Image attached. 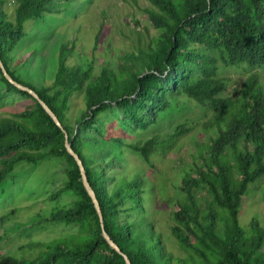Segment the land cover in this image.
<instances>
[{"label":"trees","instance_id":"obj_1","mask_svg":"<svg viewBox=\"0 0 264 264\" xmlns=\"http://www.w3.org/2000/svg\"><path fill=\"white\" fill-rule=\"evenodd\" d=\"M55 0H16L9 20L0 0V57L9 74L36 91L59 117L73 150L82 160L101 205L104 222L83 183L80 167L66 148V134L30 94L5 78L8 90L27 96L34 105L0 120V185L20 163L39 165L61 160L74 206L53 214L51 221L78 226L65 241L34 244L43 248L34 260L0 257V264H127L112 249L107 233L132 264H264V228L258 220L241 228L239 215L250 186L264 180V81L250 75L237 100L225 98L228 81L222 67H264V0H147L148 17L159 36L120 58L117 69L70 67L62 55L55 82L34 88L11 71V55L25 38L27 22L49 11ZM64 54V50L62 51ZM85 111L72 115L75 97ZM181 97L215 111L214 131L202 146L194 169L182 178L184 199L176 206L180 254L169 249L147 214L152 190L143 170L110 145L128 147L150 163L158 139L128 144L110 136L117 117L121 131L148 130ZM207 196L199 202V194Z\"/></svg>","mask_w":264,"mask_h":264},{"label":"rangeland","instance_id":"obj_2","mask_svg":"<svg viewBox=\"0 0 264 264\" xmlns=\"http://www.w3.org/2000/svg\"><path fill=\"white\" fill-rule=\"evenodd\" d=\"M5 1L3 12L14 20L16 0ZM48 8L39 18L26 23L25 38L11 55V71L34 88L55 82L62 55L70 67L92 66L97 72L104 66L117 69L120 58L145 49L159 36L148 17L151 4L147 0H55ZM255 73L264 81V67H222L221 77L228 81L224 97L239 99L244 84ZM83 101L82 95L75 97L74 118L85 111ZM33 105L31 98L11 93L0 83V120ZM214 118L211 108L181 97L146 131H121L116 116L110 128V136L122 137L128 144L143 145L158 139L157 152L150 163L131 148H110L122 153L133 169L145 172L152 187L147 214L167 247L177 254L181 252L172 231L176 226V206L184 199L182 178L187 170L194 169L202 146L214 136L210 130ZM66 184L65 167L58 159H47L39 165L20 163L15 168L8 181L0 185V257L34 260L44 252L34 244L65 241L79 234L78 226L51 221L53 214L73 207L77 200L71 192H61ZM198 199L205 203L207 196L201 192ZM254 219L264 228V180L252 184L244 198L239 215L241 228L249 231Z\"/></svg>","mask_w":264,"mask_h":264},{"label":"water","instance_id":"obj_3","mask_svg":"<svg viewBox=\"0 0 264 264\" xmlns=\"http://www.w3.org/2000/svg\"><path fill=\"white\" fill-rule=\"evenodd\" d=\"M0 67L2 69V72L5 76V78L7 79V81L12 84L14 87H16L17 89H19L20 91L22 92H26L28 94H30L33 98H35L36 100H38V102L42 105V107L44 108V110L48 113V115L53 119V121L55 122V124L62 129V131L66 134V148H67V151L68 153L75 158V160L77 161L79 167H80V171H81V174H82V179H83V183L85 185V188L86 190L88 191L89 193V196L92 198L93 200V203L96 207V210L100 216V219H101V222L103 224L104 222V219H103V214H102V210H101V205L96 197V194L95 192L93 191L90 183H89V180H88V177H87V174H86V170H85V167H84V164L82 162V160L80 159V156L78 154L75 153V151L73 150L72 148V145L71 143L69 142V135L67 133V131L65 130V128L63 127L62 123L60 122V119L59 117L52 111V109L41 99V97L39 96V94L34 91L33 89L23 85V84H20L19 82H17L10 74L9 72L7 71L1 57H0ZM104 236L106 238V240L108 241L109 245L112 247V249H114L115 251H117L119 254H121L125 260H126V263L127 264H132L131 260L126 256L124 255L120 248L118 247V245L116 243H114L111 238L108 236L107 233H104Z\"/></svg>","mask_w":264,"mask_h":264}]
</instances>
